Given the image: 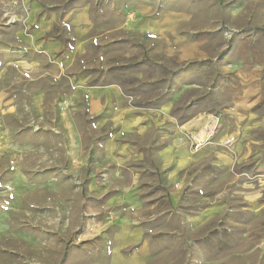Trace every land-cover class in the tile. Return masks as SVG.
I'll return each mask as SVG.
<instances>
[{"label":"rangeland","instance_id":"374dc122","mask_svg":"<svg viewBox=\"0 0 264 264\" xmlns=\"http://www.w3.org/2000/svg\"><path fill=\"white\" fill-rule=\"evenodd\" d=\"M33 1L94 27L0 0V264H264V0Z\"/></svg>","mask_w":264,"mask_h":264},{"label":"crops","instance_id":"0c3cea01","mask_svg":"<svg viewBox=\"0 0 264 264\" xmlns=\"http://www.w3.org/2000/svg\"><path fill=\"white\" fill-rule=\"evenodd\" d=\"M24 32L20 35L25 51L24 61L31 65H37L38 56H46L52 59H62L67 57L72 59V53L65 47L62 39L57 38L58 28L62 31L63 24L69 22L76 27V34L80 40L77 45L78 52L89 36L90 30L94 27L93 16L90 7L80 11L67 12L64 16H59L55 11L45 12L43 7L33 0H30V11L26 18ZM68 51V52H67ZM57 64V62L55 61ZM65 66L61 64L60 70ZM96 102V101H95ZM115 264H118L116 262Z\"/></svg>","mask_w":264,"mask_h":264},{"label":"bare ground","instance_id":"6f19581e","mask_svg":"<svg viewBox=\"0 0 264 264\" xmlns=\"http://www.w3.org/2000/svg\"><path fill=\"white\" fill-rule=\"evenodd\" d=\"M204 119V118H203ZM203 121V120H202ZM201 121V122H202ZM200 123V120H196V121H194L193 123H191L189 126H193V125H198ZM207 129V128H206ZM207 132V131H206ZM208 133V132H207ZM204 136H206V135H204L203 133H200L199 134V138H200V140H202V138H204Z\"/></svg>","mask_w":264,"mask_h":264}]
</instances>
